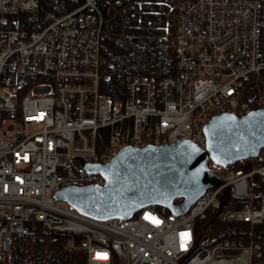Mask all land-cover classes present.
Here are the masks:
<instances>
[{"label": "built area", "instance_id": "obj_1", "mask_svg": "<svg viewBox=\"0 0 264 264\" xmlns=\"http://www.w3.org/2000/svg\"><path fill=\"white\" fill-rule=\"evenodd\" d=\"M79 1L61 15L45 11L26 29V15L53 3L0 0V257L14 235L40 224L83 252L77 264H264V240L254 234L264 224V195L254 191V177L264 181V147L215 165L222 184L178 215L150 206L101 221L54 199L63 187L105 184L84 163L105 164L126 146L189 139L205 148L212 116L263 107L264 92L255 105L243 99L264 70L259 0L180 1L176 75L128 76L120 100L102 92L111 67L101 54L107 21L98 0ZM208 213L220 223H248L247 238L197 248L196 220Z\"/></svg>", "mask_w": 264, "mask_h": 264}, {"label": "water", "instance_id": "obj_2", "mask_svg": "<svg viewBox=\"0 0 264 264\" xmlns=\"http://www.w3.org/2000/svg\"><path fill=\"white\" fill-rule=\"evenodd\" d=\"M204 132L205 148L189 139L126 146L105 164L84 163L89 172L101 174L105 184L63 187L54 199L101 221L128 219L150 206L166 207L175 215L185 213L206 190L222 184L210 161L225 167L257 156L264 147V107L244 116L216 114ZM228 194L227 189L222 202ZM178 198L181 202L175 203Z\"/></svg>", "mask_w": 264, "mask_h": 264}, {"label": "trees", "instance_id": "obj_3", "mask_svg": "<svg viewBox=\"0 0 264 264\" xmlns=\"http://www.w3.org/2000/svg\"><path fill=\"white\" fill-rule=\"evenodd\" d=\"M53 6H41L36 14L26 15L29 20L20 28L33 29L42 21L44 12L56 15L79 6V0H50ZM182 0H98L106 25L101 44V54L111 64L109 79L102 92L120 100L127 94L126 78L139 75L160 79L176 75L177 56L175 34L178 5ZM261 26L259 50L264 58V0H259ZM264 92V71L252 78L243 90V99L252 103ZM214 171L215 165L210 161ZM254 191L264 195V181L254 177ZM156 207V206H155ZM248 223H220L215 214L196 220V247H209L223 238L245 240ZM254 234L264 240V224L254 226ZM83 252L69 247L67 235L36 225L27 234L14 235L10 251L0 257V264H77Z\"/></svg>", "mask_w": 264, "mask_h": 264}, {"label": "rangeland", "instance_id": "obj_4", "mask_svg": "<svg viewBox=\"0 0 264 264\" xmlns=\"http://www.w3.org/2000/svg\"><path fill=\"white\" fill-rule=\"evenodd\" d=\"M102 12H103V11H102ZM103 16H104V13H103ZM263 71H264V70H263ZM256 76H257V75H255L254 77H256ZM254 77H253V78H254ZM252 104L255 105V103H253V102H252ZM263 107H264V106H263ZM260 108H262V107H260Z\"/></svg>", "mask_w": 264, "mask_h": 264}]
</instances>
